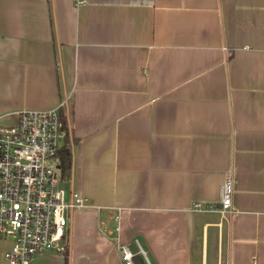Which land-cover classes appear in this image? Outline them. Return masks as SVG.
I'll list each match as a JSON object with an SVG mask.
<instances>
[{
    "label": "crops",
    "instance_id": "1",
    "mask_svg": "<svg viewBox=\"0 0 264 264\" xmlns=\"http://www.w3.org/2000/svg\"><path fill=\"white\" fill-rule=\"evenodd\" d=\"M63 98L92 206L31 264H264V0H0V123Z\"/></svg>",
    "mask_w": 264,
    "mask_h": 264
},
{
    "label": "built area",
    "instance_id": "2",
    "mask_svg": "<svg viewBox=\"0 0 264 264\" xmlns=\"http://www.w3.org/2000/svg\"><path fill=\"white\" fill-rule=\"evenodd\" d=\"M88 0H73L75 7ZM67 99L50 110H21L13 123H0V240L9 243L7 264H31L33 258L67 248L68 220L78 208L92 206L81 194L68 190L58 157L66 137L60 113ZM233 182L228 176L212 203L194 202V211L228 213ZM123 264H132L133 252L117 246Z\"/></svg>",
    "mask_w": 264,
    "mask_h": 264
},
{
    "label": "trees",
    "instance_id": "3",
    "mask_svg": "<svg viewBox=\"0 0 264 264\" xmlns=\"http://www.w3.org/2000/svg\"><path fill=\"white\" fill-rule=\"evenodd\" d=\"M60 118L62 121L63 128L66 132V139L68 138V129L65 121V117L60 113ZM60 161H61V175L63 178H68L70 174V168H71V155L65 146L60 150ZM63 254L65 255V258L67 259V248L64 250Z\"/></svg>",
    "mask_w": 264,
    "mask_h": 264
},
{
    "label": "rangeland",
    "instance_id": "4",
    "mask_svg": "<svg viewBox=\"0 0 264 264\" xmlns=\"http://www.w3.org/2000/svg\"><path fill=\"white\" fill-rule=\"evenodd\" d=\"M67 186V185H66Z\"/></svg>",
    "mask_w": 264,
    "mask_h": 264
}]
</instances>
